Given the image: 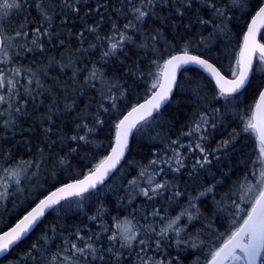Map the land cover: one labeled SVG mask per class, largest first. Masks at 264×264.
I'll return each instance as SVG.
<instances>
[{"label":"snow or ice","instance_id":"6c2138e0","mask_svg":"<svg viewBox=\"0 0 264 264\" xmlns=\"http://www.w3.org/2000/svg\"><path fill=\"white\" fill-rule=\"evenodd\" d=\"M234 26L238 51L229 53L220 46L233 43ZM258 35L264 0H0V199L15 200L0 210V254L57 212L8 264H184L187 255L191 264H264ZM188 65L203 82L184 78L194 85L192 111L178 126L165 113ZM87 92L95 94L83 103ZM17 128L30 138L11 145ZM253 134L252 151L236 165L211 170L243 153L236 146ZM145 138L157 142L153 158L129 160ZM23 155L32 159L17 160ZM102 188L124 193L116 215L97 202ZM73 199L81 209L96 203L85 212L94 227L60 223Z\"/></svg>","mask_w":264,"mask_h":264},{"label":"trees","instance_id":"16d2710c","mask_svg":"<svg viewBox=\"0 0 264 264\" xmlns=\"http://www.w3.org/2000/svg\"><path fill=\"white\" fill-rule=\"evenodd\" d=\"M237 15H239V13H237ZM237 23L238 22H234V24H237ZM69 27H71V25H69ZM74 30L78 31L79 29L77 28ZM210 30L211 29H208V31H210ZM239 33H240V29L238 28V26H234L232 28L233 43L231 45H227V44L221 45L220 47H225L226 50L229 53H231L235 49V41L238 38ZM204 34L207 35V31ZM221 39H223V38H221ZM260 39H261V37H260ZM261 42H264V39H261ZM74 43H75L74 40H70V44H74ZM235 50L238 51V49H235ZM125 51H128V50L126 49ZM51 54L55 55V52H53ZM33 58L34 57H29L28 59L31 60ZM36 59H38V57H36ZM23 63L27 66L28 60L23 61ZM225 63H227V61H225ZM81 66H83V65H81ZM257 67H259V65H257ZM85 74H87V73H85ZM179 75H180V78L182 81V90H180L179 94L170 98L169 105H168V107L166 109V113H165L166 115H168L169 119L175 117L176 121L178 122V126L180 123L184 122L186 117L192 111L191 106L187 104V100H188V93L191 92V89L194 87V85L189 84L184 78L190 76L193 78L200 79L203 82V77L201 76V70L198 69L197 67H194V66L184 67L180 71ZM261 78H264V74H262L260 72H256L255 76L253 77V84H255L256 81L260 80ZM61 79H66V77H61ZM48 83L50 84L51 81H48ZM96 87L99 88L100 84L97 83ZM94 94L95 93H93V92H87L80 99L83 101V103H87L89 100V97H91ZM251 102H252V97L249 96L248 103H251ZM30 110H31V106H30ZM30 125H31V121L25 120L22 124V127L24 129H27ZM232 127H236V125L233 124ZM230 130L231 129H228V131H230ZM104 133H106V129L102 130L101 136L98 137V139H106V136ZM152 135H154V133H152ZM254 135L255 134H253L252 138H250L248 136H242L241 137V144H238L236 147H237V149H239V148H241V146H243V148H244L243 153L238 151L236 153H232V156L230 159L222 157L219 162L214 161V166L211 170L213 172H215L217 168H220L224 171H227L228 168L232 167L233 165H236L241 156H246V154L248 152L252 151V149L254 147V143H253ZM28 138H30L28 135L21 133L20 128H17L15 130V139H12V132L11 131L8 134V140L10 141L11 145H15L18 140L28 139ZM216 139H220V136L217 135ZM33 143H35V140L33 141ZM151 143H157V142L156 141H150L147 138H145L139 144L133 143L132 154L129 155L128 159L129 160L135 159L137 161L143 162L144 164H147V162L153 158L152 155H150V149H149V144H151ZM5 146L7 147L9 145L5 144ZM255 155L256 154L253 153V157H252L253 159H255ZM31 159H32V157L30 155L17 156V160H28V161H30ZM73 163L75 166V161ZM190 163H191V161H189V165H190ZM133 174H135V173H133ZM184 176H185V178L187 177L186 172L184 173ZM204 178H205L204 175L201 174V179H204ZM233 179H235V177H233ZM12 182L14 183V181H12ZM207 182L211 183V180L208 179ZM111 183L112 182L109 181V184H111ZM0 190H2V189H0ZM12 191H13V193L15 192L14 189ZM100 191H101L102 195L100 197V201H97V202L98 203L99 202L105 203V206L108 209H110V214L116 215V201H117L118 197L123 196L124 193L122 191H106L104 188H102ZM189 191H191V188L189 189ZM192 195H195V193L193 192ZM76 199H79V198H76ZM76 199H73L70 204L65 205V208L67 209V211L64 214V219L62 221H60V223H66L69 226V228H71L72 226H84V225H87L88 227H94L87 220V218L85 216V212H87L88 215L93 214L95 211V208H96V203H91V202L86 200L85 201V208L81 209V208L77 207ZM93 199H95V197ZM202 200H203V198H202ZM210 201H211V197H208L207 200H203V204L207 205L210 203ZM14 202H15V200H13L12 202H9V201H5V200L0 199V210H3L4 205L7 204L9 211H11L12 203H14ZM160 203H163V201L161 200ZM181 203L183 204L184 201H181ZM142 204H143V199L138 198L136 200V203L134 206L137 208H140V206ZM206 210L211 212V208H207ZM127 211L131 212V208H128ZM149 211H151V208H149ZM179 212H180V208H176L174 211L171 212V215L175 216ZM124 214L125 213H123V212L121 213V215H124ZM56 217H57L56 211L50 210L49 212H47L45 217L42 218V223H40L39 227L35 228V230L32 231L30 234H28L26 238H23L21 242H18V246H14L12 249H10L9 253H4L0 256V264H8L9 261H13L16 258L17 253H20L21 250L26 248V246L31 241H34L37 238V236H39L41 234L42 229L45 228L50 222L54 221V219ZM14 222L15 221L13 220V223ZM141 223H143V221H141ZM157 223H159V222H157ZM217 223L219 224L220 221H217ZM49 235H51V234H49ZM60 244H61V241L56 240V245H60ZM171 254L173 256L177 255L175 250H173ZM125 256H127V253H125ZM181 259L183 260L184 264H191L192 260L194 259V256L193 255H187V258H185V256H181Z\"/></svg>","mask_w":264,"mask_h":264},{"label":"water","instance_id":"95a60500","mask_svg":"<svg viewBox=\"0 0 264 264\" xmlns=\"http://www.w3.org/2000/svg\"><path fill=\"white\" fill-rule=\"evenodd\" d=\"M257 38L259 39V35H258ZM188 66H194V67H197V68H198V66H195V65H188ZM184 67H186V66H184ZM184 67H183V68H184ZM183 68H182V69H183ZM182 69H181V70H182ZM198 69H199V68H198ZM49 211H50V210H49ZM46 214H47V213H46ZM46 214H45V215H46ZM22 239H23V238H22ZM1 255H2V254H0V256H1Z\"/></svg>","mask_w":264,"mask_h":264},{"label":"bare ground","instance_id":"6f19581e","mask_svg":"<svg viewBox=\"0 0 264 264\" xmlns=\"http://www.w3.org/2000/svg\"><path fill=\"white\" fill-rule=\"evenodd\" d=\"M259 39H260V36H259ZM30 159V158H29ZM13 204V203H12ZM30 234V233H29Z\"/></svg>","mask_w":264,"mask_h":264}]
</instances>
